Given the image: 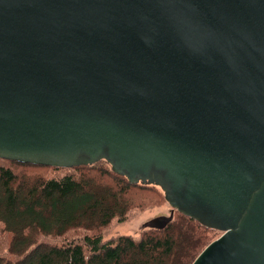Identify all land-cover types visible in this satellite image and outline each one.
<instances>
[{
	"label": "water",
	"instance_id": "water-1",
	"mask_svg": "<svg viewBox=\"0 0 264 264\" xmlns=\"http://www.w3.org/2000/svg\"><path fill=\"white\" fill-rule=\"evenodd\" d=\"M0 158L104 159L222 231L191 264H264V0H0Z\"/></svg>",
	"mask_w": 264,
	"mask_h": 264
},
{
	"label": "trees",
	"instance_id": "trees-1",
	"mask_svg": "<svg viewBox=\"0 0 264 264\" xmlns=\"http://www.w3.org/2000/svg\"><path fill=\"white\" fill-rule=\"evenodd\" d=\"M133 186L158 192L150 206L166 200L159 186L131 183L104 159L60 167L0 158V230L13 234L0 264H191L218 230L177 210L171 219L162 215L163 227L106 238L114 218L146 209L131 199Z\"/></svg>",
	"mask_w": 264,
	"mask_h": 264
},
{
	"label": "rangeland",
	"instance_id": "rangeland-1",
	"mask_svg": "<svg viewBox=\"0 0 264 264\" xmlns=\"http://www.w3.org/2000/svg\"><path fill=\"white\" fill-rule=\"evenodd\" d=\"M83 171H87V170H78L76 172H83ZM51 173H54V171H52ZM129 195L131 199H134L135 201H143L145 203L144 208L146 209L140 211L141 208L132 207L127 212L126 219L124 221H120L117 217L114 218L107 225L108 232L106 234V238L117 236L119 234H129L133 236H138L139 233L144 229V226L155 217L161 215H165V216L170 215L171 206L164 198L160 204H156L153 206L149 205L150 202L160 197L158 196V192H156L155 190H149V189L133 186L130 187ZM211 234L213 235V240H214L222 234V231L215 230L212 231ZM12 237L13 234L5 231L1 225L0 248H2L3 245L2 250H5L7 248L8 241L10 239L12 240ZM64 239L58 236L57 237L52 236L50 239L47 240L50 242L54 241L55 243H58L57 241L59 240L62 241ZM40 240H45V238Z\"/></svg>",
	"mask_w": 264,
	"mask_h": 264
}]
</instances>
